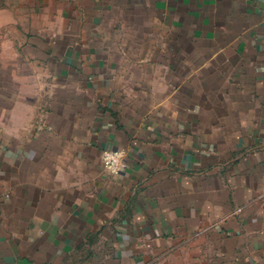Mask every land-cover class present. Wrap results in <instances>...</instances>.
Returning <instances> with one entry per match:
<instances>
[{"label": "crops", "instance_id": "obj_1", "mask_svg": "<svg viewBox=\"0 0 264 264\" xmlns=\"http://www.w3.org/2000/svg\"><path fill=\"white\" fill-rule=\"evenodd\" d=\"M39 1L68 30L0 47V264H264V0Z\"/></svg>", "mask_w": 264, "mask_h": 264}, {"label": "rangeland", "instance_id": "obj_2", "mask_svg": "<svg viewBox=\"0 0 264 264\" xmlns=\"http://www.w3.org/2000/svg\"><path fill=\"white\" fill-rule=\"evenodd\" d=\"M39 3V0H12L10 21L8 22L7 18L4 20L3 14H0V47L3 44H9L13 50L22 51V48L26 49L27 47L30 51L31 47L34 48L41 45L42 36H49L68 30L66 16L61 22L45 21L44 17L41 16V12L43 14H52L56 7H52L53 9L50 7L47 10V8L43 9ZM24 53L21 54L22 59H16L13 54L8 59L12 61L11 75L13 77L17 76L19 78L18 74H20L19 65L14 63L19 64L20 61H24L25 57L28 62L45 60V55L32 52ZM27 72L29 77H43L33 68H28ZM2 76V71H0V77ZM10 88L12 90L18 89V87Z\"/></svg>", "mask_w": 264, "mask_h": 264}, {"label": "built area", "instance_id": "obj_3", "mask_svg": "<svg viewBox=\"0 0 264 264\" xmlns=\"http://www.w3.org/2000/svg\"><path fill=\"white\" fill-rule=\"evenodd\" d=\"M102 161L104 170L112 176L121 174L127 168L124 152L119 149L104 151Z\"/></svg>", "mask_w": 264, "mask_h": 264}]
</instances>
